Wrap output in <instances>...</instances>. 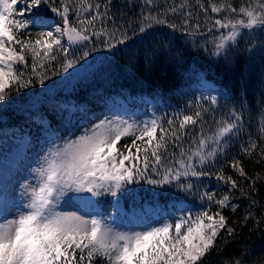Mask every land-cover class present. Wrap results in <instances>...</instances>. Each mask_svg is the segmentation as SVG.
Returning <instances> with one entry per match:
<instances>
[{
	"label": "snow or ice",
	"instance_id": "snow-or-ice-1",
	"mask_svg": "<svg viewBox=\"0 0 264 264\" xmlns=\"http://www.w3.org/2000/svg\"><path fill=\"white\" fill-rule=\"evenodd\" d=\"M108 2L82 3L75 10L79 24L84 25L86 21L93 29L84 34L88 32L87 27L78 31L70 26L69 13L73 5L69 0H0V102L13 91L32 87L33 77L43 85L51 78L49 69L58 75L71 76L72 70L79 73L93 51L98 50L97 44L104 46L99 50L115 54L117 48L130 40H133L130 46L146 44L148 50L153 51L155 41L160 45L161 54L170 52L162 41L155 40L153 20L156 25L169 29L176 40L188 34L190 27L197 32L200 30V25L191 20V11L185 10V3H179L170 11L178 18H185L182 25L144 15V22L130 34L116 26L115 18L109 15ZM147 3L151 4L152 0ZM201 9L207 14V8L201 5ZM211 11L218 13L220 9L213 6ZM259 11V19L248 11V22L240 20L238 23L245 29H253L257 24L264 26V5ZM82 12L88 16L82 18ZM46 13L59 17V22L50 25ZM105 21H110L113 27L106 28ZM229 27L232 31L221 35L219 42L213 41L212 54L224 56L241 35L231 21H214V28ZM32 29L36 30L34 34ZM207 31L211 33L213 29ZM24 36L30 38H20ZM65 36L67 46L62 43ZM26 55L31 56V64ZM53 62L59 65V71L53 67ZM17 64L23 67H14ZM201 98L204 104L211 106L218 104L219 95ZM229 116L231 122L218 128L214 136L194 137L191 144L196 145V149L190 147L187 152L181 144L192 132L186 126L197 125L192 115H183L179 120L178 128L182 130L179 134L174 128L177 114L166 120L154 116L139 121L115 116L79 130L78 135L72 133L60 143L53 142L38 154V166L30 171L29 182L19 184V199L15 192L9 194L0 187V264H202V258L221 232L228 237L235 235V229L229 226L223 214L224 209L236 212L239 208L229 194L217 198L214 191L198 193L205 205L195 212L178 208L181 215L171 213L174 223L153 218L120 227L104 216L97 205L100 198H116L131 185L140 183L162 189L157 195L174 189L190 196L196 190L192 178L214 176L228 186L229 192L238 189L236 179L226 178L222 170L214 172V165L210 163L223 154L227 141L238 135L244 126L243 112L230 111ZM196 117H200L199 111ZM125 137H130V142L125 140L121 145ZM250 147L255 148V144L250 143ZM176 148L180 149L179 158L173 151ZM229 167L248 179L239 160H232ZM247 198L251 201V193ZM212 205L217 211H210ZM249 207H255V201H251ZM249 218L246 214L245 220Z\"/></svg>",
	"mask_w": 264,
	"mask_h": 264
},
{
	"label": "trees",
	"instance_id": "trees-1",
	"mask_svg": "<svg viewBox=\"0 0 264 264\" xmlns=\"http://www.w3.org/2000/svg\"><path fill=\"white\" fill-rule=\"evenodd\" d=\"M69 2L73 5V10L69 13L70 26L76 27L78 31L87 27L88 32L84 34H89L93 31L92 27L87 25L86 21L84 25H80L75 10L79 9L82 3H95L98 0H69ZM179 3H185V10L191 11V20L194 24L200 25V30L197 32L194 27H190L188 34L176 40L169 29L156 25L153 20L152 34L155 40L162 41L165 47L171 50L170 52L161 54L160 45L155 41H153L154 50L149 51L146 44L130 46L133 44V40H130L127 45L117 48L115 54L111 53L113 57L109 59L110 64L105 65L103 60L100 64L102 67H97L91 78H85L81 82L83 88L78 87L75 80L69 78L68 74L58 75L49 69L48 75L51 78L46 79L43 85L36 82L33 77L32 87L21 89L19 92L13 91L5 101L0 102V115L15 113L16 102L26 101L31 95H41L53 89L59 82L70 84L73 91L84 96L81 101H77L79 105L72 112L76 119L87 111L96 110L100 100L103 102L99 107L111 106L113 103L117 104L114 106L133 109L139 104L137 102L140 100L139 97L147 94L154 99L155 117L166 120L177 114L174 128L178 134L182 131L179 130L178 123L183 115H192L194 119H197L196 126H186V129H192L181 144L187 152L190 147L192 150L196 149V145L191 144L194 137L207 139L214 136L218 128L230 123V111L243 112L245 119L241 132L232 136L227 141L223 154H219L210 162L214 165V172L222 170L226 178L232 176L238 181L239 188L229 192L228 186L218 182L213 176L192 178L196 190L190 196H184L183 193L173 189L169 190L173 192L172 198L183 199L201 207L205 205V202L199 199L198 193L204 191H214L217 198L229 194L232 201L239 205L236 212L231 209L223 210V214L228 218L229 226L235 229V235L228 237L227 233L221 232L209 253L202 258V264H264V53L254 54L249 51V47L254 48L264 43V26L257 24L253 29H245L238 23L240 20H243L245 24L248 22L249 17L246 14L248 11H252L259 19L261 15L259 9L261 5H264V0H152L151 4H148L147 0H109L108 7L109 15L115 18L116 26L131 34L132 29L144 22V15L167 20L177 26L182 25L185 18H178L177 14L170 11L171 7ZM201 5L208 9L207 14L202 11ZM213 6L220 11L213 13L211 11ZM233 8L235 12L232 11ZM81 16L84 18L88 14L82 12ZM45 17L59 20V17L51 13H46ZM217 19L222 23L231 21L232 24L237 25L236 30L241 33L237 42L231 44V49L224 56L212 54L213 41L219 42L220 36L227 35L232 28H214V21ZM105 27L111 29L113 25L110 21H105ZM207 29H213V31L209 33ZM35 31L32 29L33 34ZM136 36L138 37L139 34L137 33ZM20 38L28 40L30 37ZM34 38L33 35L31 39L34 40ZM93 40L96 38L93 37ZM62 43H67L66 36ZM15 47L19 51V45ZM103 48V45L97 44L98 50L93 51L85 62V68L90 66L88 63L92 58L99 57L107 51L99 50ZM26 60L31 64L30 55H26ZM14 67L19 69L23 66L17 64ZM53 67L59 71L58 64L53 62ZM74 72L75 70H72V74ZM203 80L222 90L229 99L220 101L219 106L218 104L208 106L202 99L195 96L190 102H186L190 100L189 97L185 99L186 91ZM198 104L203 107H197ZM37 107L46 112L45 116L48 115L49 109L45 104H37ZM197 111L200 112L199 118L196 117ZM49 115L45 123L47 138H50L48 141L60 143L64 135L62 131L64 122ZM15 117L25 121L24 115L16 114ZM130 139L125 137L120 144L122 145L125 140L130 142ZM167 139L170 141L171 135ZM137 143L140 142L137 141ZM250 143H254L255 148H251ZM245 148L248 151H241ZM173 151L179 158L180 149L176 148ZM232 160L241 162L247 174V180L229 167ZM157 192L161 193L163 190L145 184L141 189L140 198L133 196L128 189H125L116 198L108 196L100 200L119 212L121 209L143 206L150 200L158 202ZM241 193L245 195L242 196ZM249 193H251V201H255V207H249L251 203L247 198ZM210 211H217V207L212 205ZM246 214L250 217L247 220H245Z\"/></svg>",
	"mask_w": 264,
	"mask_h": 264
},
{
	"label": "rangeland",
	"instance_id": "rangeland-1",
	"mask_svg": "<svg viewBox=\"0 0 264 264\" xmlns=\"http://www.w3.org/2000/svg\"><path fill=\"white\" fill-rule=\"evenodd\" d=\"M259 51H264V46L263 47H260L259 49H258ZM191 92V94H196L197 95V97H207L209 94H211V95H219V99L221 98H224L225 96H224V94L223 93H221L220 92V90H217L216 88H214V87H212V86H210V85H208V84H204V85H198V86H196V87H194V88H191V90H190ZM33 100V97L32 98H29L28 100H26V101H22V102H19V104H26L27 102L28 103H30L31 101ZM137 112H139V110H136V113ZM83 129V128H82ZM81 129V130H82ZM72 133H76L77 135L79 134V130H77V131H70L69 133H68V136H70ZM21 179V178H20ZM21 181L22 180H20V181H16L15 182V186H16V188H17V190L19 189V184L21 183ZM11 193V192H10ZM179 215H181V214H177V216H179ZM149 219V220H151V219H153L152 217H149V216H145V215H143V216H141V218H138V219H133V218H127V219H125L124 221H120V223L117 225V226H120V227H125V226H131V225H134V224H136V223H138V222H140L141 220H146V219ZM168 221V220H167ZM173 223H174V220H173Z\"/></svg>",
	"mask_w": 264,
	"mask_h": 264
}]
</instances>
